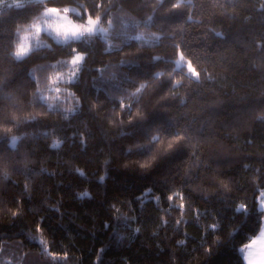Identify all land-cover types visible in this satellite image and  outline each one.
<instances>
[{"label":"trees","instance_id":"1","mask_svg":"<svg viewBox=\"0 0 264 264\" xmlns=\"http://www.w3.org/2000/svg\"><path fill=\"white\" fill-rule=\"evenodd\" d=\"M47 6L98 31L17 59ZM263 190L264 0H0V264H248Z\"/></svg>","mask_w":264,"mask_h":264},{"label":"rangeland","instance_id":"2","mask_svg":"<svg viewBox=\"0 0 264 264\" xmlns=\"http://www.w3.org/2000/svg\"><path fill=\"white\" fill-rule=\"evenodd\" d=\"M28 1L30 0H10V4L24 5ZM37 1H44V0H37ZM49 8H57L60 11L48 12L47 9ZM73 13L82 14V11L76 6H67L64 7L63 9L54 6H47L43 10L41 17L37 21H35L34 24L31 26L30 30L25 31L22 34L21 41L15 51V55L24 57L25 55L30 53L34 48L45 44H50L51 42L48 40L46 34L53 37L58 42H67L70 40L82 39L91 35L90 31L92 24L89 21V19L84 20L74 17ZM99 32L101 34H104L105 28L100 26ZM81 55L83 56L82 61H76V63L73 64L74 58ZM84 58H85L84 52L81 51L75 52L71 58L72 66H74L76 69L79 70ZM183 59L179 60L180 64H181V60ZM14 137L16 136H13V138ZM13 138H12V143H13ZM262 192H264V190ZM261 200H264V197L259 195L260 203ZM262 206L264 208V205ZM256 237H254V239ZM242 252L244 257H246V252L245 251Z\"/></svg>","mask_w":264,"mask_h":264},{"label":"snow or ice","instance_id":"3","mask_svg":"<svg viewBox=\"0 0 264 264\" xmlns=\"http://www.w3.org/2000/svg\"><path fill=\"white\" fill-rule=\"evenodd\" d=\"M47 11L48 12H59L60 10L57 9V8H49V9H47ZM22 58H23L22 56H17V59H22ZM82 59H83L82 55L78 56V57H75L74 60H73V64H75L76 61H82ZM144 87H145V85L141 84L140 89L137 90V93H133V95H137L139 93V91L142 90ZM40 98L43 101L48 103L49 109H51L52 107L55 106L56 99H58V97H48L47 95H43V94L41 95ZM69 98L70 99H69V102H68V106L65 108V111H66V113L74 114L76 109L79 107L80 100H79L78 97H75L72 93H69ZM73 99L75 101L74 103L72 102ZM137 115L139 116V115H142V114L137 112ZM31 118L34 119L35 117H31ZM65 118L66 119L68 118L67 115L65 116ZM26 119H27V117H26ZM17 139H18L17 137L13 138V147H15V142H16ZM151 139H152V141L159 140V134L153 135ZM181 139H182V137L177 136V137H174L173 139L169 140L167 142L165 151L172 149L174 144L179 142ZM82 142H83V140H82ZM61 143L62 142L57 139L56 141L53 142L52 147L59 148ZM160 143L163 144V141H160ZM154 158L155 157H153V159ZM140 166L142 168L150 167V161H145V162L141 163ZM76 171L79 172L80 176H82V177L85 176V173L82 170L76 169ZM101 180L103 181V177L101 178ZM84 195L85 196H90V193L85 192ZM260 195L262 197H264V192H261ZM175 198L176 197L174 195H170V196L167 197L168 200H173ZM261 204L264 205V200H261ZM184 207H185L184 204L178 205V208L181 209V210ZM244 207H245L244 205H241V209L244 208ZM237 211H240V209H238ZM20 214L21 213H20V209L19 208H17L15 211L12 212L13 217H16V216H18ZM176 223L180 224L181 221L177 220ZM218 227H219V224L211 225L212 229H218ZM37 230L38 231H42V226L40 224L37 225ZM137 231H139V229H137ZM178 243L179 244H184V241L180 240V241H178ZM241 250L246 252V257L245 258L247 259L248 264H264V227L261 228V230L259 232V235L255 239H252L250 243L244 244L243 248ZM98 251L100 253H103V249L98 250ZM206 251L208 253H211L212 252V248L208 247L206 249ZM67 255H68L67 252L63 253L64 257H67ZM100 259H101V255H97L96 260L99 261Z\"/></svg>","mask_w":264,"mask_h":264},{"label":"water","instance_id":"4","mask_svg":"<svg viewBox=\"0 0 264 264\" xmlns=\"http://www.w3.org/2000/svg\"><path fill=\"white\" fill-rule=\"evenodd\" d=\"M89 21L91 22V31H90V33L91 34H95L96 32H97V29H98V25H99V23H98V21L97 20H95V19H93V18H89Z\"/></svg>","mask_w":264,"mask_h":264},{"label":"crops","instance_id":"5","mask_svg":"<svg viewBox=\"0 0 264 264\" xmlns=\"http://www.w3.org/2000/svg\"><path fill=\"white\" fill-rule=\"evenodd\" d=\"M261 206H262V205H261ZM262 207H263V206H262ZM263 227H264V224H263ZM258 235H259V234H258ZM258 235H257V236H258Z\"/></svg>","mask_w":264,"mask_h":264},{"label":"bare ground","instance_id":"6","mask_svg":"<svg viewBox=\"0 0 264 264\" xmlns=\"http://www.w3.org/2000/svg\"><path fill=\"white\" fill-rule=\"evenodd\" d=\"M23 30V29H22ZM23 32V31H22ZM20 34H21V32H20ZM19 39H20V37H19Z\"/></svg>","mask_w":264,"mask_h":264}]
</instances>
